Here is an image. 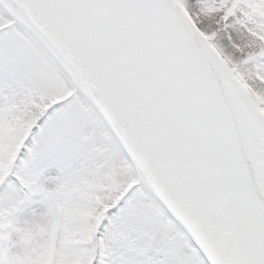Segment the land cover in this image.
Wrapping results in <instances>:
<instances>
[{
	"label": "snow or ice",
	"instance_id": "snow-or-ice-1",
	"mask_svg": "<svg viewBox=\"0 0 264 264\" xmlns=\"http://www.w3.org/2000/svg\"><path fill=\"white\" fill-rule=\"evenodd\" d=\"M0 264H264V0H0Z\"/></svg>",
	"mask_w": 264,
	"mask_h": 264
}]
</instances>
